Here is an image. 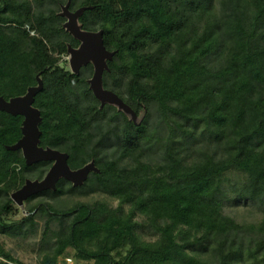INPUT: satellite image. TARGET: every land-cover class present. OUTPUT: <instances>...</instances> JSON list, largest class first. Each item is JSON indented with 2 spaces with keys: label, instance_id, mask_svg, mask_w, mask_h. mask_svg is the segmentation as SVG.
<instances>
[{
  "label": "trees",
  "instance_id": "trees-1",
  "mask_svg": "<svg viewBox=\"0 0 264 264\" xmlns=\"http://www.w3.org/2000/svg\"><path fill=\"white\" fill-rule=\"evenodd\" d=\"M67 2L0 0V97L41 85L33 97L40 147L67 153L72 170L93 162L97 171L81 185L61 178L28 198L26 218L7 223L11 194L42 180L54 161L28 163L12 149L25 116L0 109V232L24 235L46 212L47 231L61 223L54 263L73 250L96 264L264 260V0H70L113 53L103 87L137 113L145 108L140 123L95 96L93 63L79 73L61 64L80 44L63 27ZM95 193L109 199L56 203ZM233 199L257 205L262 220L239 222L227 212ZM125 244L116 260L112 251ZM0 256L15 261L1 244Z\"/></svg>",
  "mask_w": 264,
  "mask_h": 264
},
{
  "label": "rangeland",
  "instance_id": "rangeland-1",
  "mask_svg": "<svg viewBox=\"0 0 264 264\" xmlns=\"http://www.w3.org/2000/svg\"><path fill=\"white\" fill-rule=\"evenodd\" d=\"M69 2L70 0H68L66 4H61L60 14H63L66 16L67 20L63 24V27L65 28L66 31L68 30L67 31L68 33L72 35L73 33L71 32V30H73L75 27L76 28L80 27V24L77 22V17H78V14L81 13L82 8L72 12L68 9ZM98 34H100V31L99 32L86 31L84 33V35L87 36L85 37L86 38L85 40L87 41L86 44H84L85 42L83 43L81 42L82 44L80 43L78 47H72L71 45H69L68 52L67 54L63 55L61 64L65 66L68 70H70L71 72L73 73L77 72V69H74V67L72 66V60L75 59L73 58L75 56L74 53L76 51L82 50L86 46L88 48V52L83 57L82 62L91 61L95 64L94 75L91 79L88 80L90 82V88L93 90L95 96H97V98L101 101L102 104H105V103L110 104L116 107L118 110L123 111L134 122L140 123L146 118L147 112L145 108H143L139 113H137L129 104L123 101L121 97H119L117 94H115L112 91L106 90L101 85V82L98 84L96 81L97 80V69H100L103 67L107 68V65H108L106 64L107 58L112 57V52L110 51L103 53L102 48H100L99 46L98 37L100 36ZM88 38H92L90 42L89 40H87ZM21 100L22 99H17V101L19 102H21ZM33 130H36V131L39 130L38 117L35 118L34 120ZM36 149H37V146H36ZM22 152H23V155L25 156V153L23 150ZM34 152L36 153L37 156H39L38 153L43 154V152H40L39 150H34ZM62 153H65V152H62ZM29 159L32 160V156H29ZM53 161L56 164V160H53ZM85 168L91 171H97L93 162L87 164ZM74 172L77 173L78 171L74 170ZM74 177L75 178L74 179L72 178V180L68 179L72 181L74 185L82 182V179H79L78 176L75 175ZM31 181H34V180H31ZM54 189H56V186ZM17 191L18 190H16L15 192L11 194V197H12L11 206L13 207L12 212L9 214L2 215V219L6 221L7 223L21 221L23 218H26V216L29 215L28 209L31 206V203H28V199L22 200V201L14 200L13 195ZM232 196H233V193L231 192L230 197ZM3 198L4 197H0V203L2 202ZM40 199H42V197L33 201L32 205L40 203ZM103 199H109V197L103 193H95V194L89 195L88 197L62 195L61 197L58 198L56 203L57 205H60L61 207L68 208V207H73L76 203L80 201L94 203L98 200H103ZM118 203L119 201H114L113 205L117 206ZM227 212L234 214L237 220L242 223H256L262 220L261 208H259L257 205H254V204H247V205L236 204L234 199L228 202ZM35 219H36V224L33 227H26L28 231L24 235H12L11 233H8V232L7 233L0 232L1 246H3L7 251H10L13 257L15 258V261H9L5 259L4 257L0 256V264H96V262L98 263L97 259L86 260V261L79 259L74 250L71 252H68V254L65 257H62L60 262L54 263L57 257L54 254L55 250H52V249H54L56 246L55 235L60 233L61 223L59 221L53 222L51 225V229L47 231L46 223L48 219V214L46 212L37 213ZM145 235L147 238L156 237V235H149V234H145ZM44 236H45V241L43 240ZM87 247L89 248V250L99 251V248L100 249L103 248V244L101 243L98 244L97 242H88ZM129 249H130V245L125 244L121 248L114 249L112 251L113 256L115 257L116 260L124 259ZM67 258H72L73 259L72 262H70ZM254 261L256 260L251 259V261L247 260L246 262L247 264H250ZM234 264H245V261L241 263L234 262ZM257 264H264V260L260 257V260Z\"/></svg>",
  "mask_w": 264,
  "mask_h": 264
},
{
  "label": "water",
  "instance_id": "water-1",
  "mask_svg": "<svg viewBox=\"0 0 264 264\" xmlns=\"http://www.w3.org/2000/svg\"><path fill=\"white\" fill-rule=\"evenodd\" d=\"M68 9H69V5H68ZM83 12H84V8H82L81 13H79L77 17V22L80 24V27H79L80 29L78 27L77 28L75 27L73 30H71V32L73 33L72 35L74 36V38H76L80 43L85 42L84 44H86L87 41L85 40L86 39L85 37L87 36H85L84 33L87 30L83 28L82 23L80 21V17L83 14ZM63 16L66 17L65 15ZM98 35L100 36L98 37L99 46L100 48H102L103 53H105L108 50L105 47V44L103 41V32L100 31V34ZM91 39L92 38H88L87 40H89L90 42ZM87 52H88V48L85 46L82 50L76 51L74 53L75 56L73 58L75 59L72 60V66L74 67V69H77V72H74V73H79V70L83 66L91 62V61L82 62L83 57L86 55ZM112 58H113V53H112V57L107 58L106 64H108V60ZM93 65L95 67L94 63ZM107 68H108V65H107ZM107 68L103 67V68L97 69V80L96 81L98 84L101 82L102 86H103V82H102L103 73L105 70H107ZM40 86L41 85L30 88L27 93L28 95L26 94L25 96L14 98L9 101L5 100L3 97H0V109L1 110L10 112L12 114H23L25 116V121L23 124L24 136L19 142H17L14 146H12V149L23 150L26 156L25 158L27 159L28 163H34V162H38L42 160H51V161L56 160V164L54 162L55 165L52 166V168L48 171V173L42 180H36V181L28 180L25 183V185L13 195V198L16 201L26 200L29 197L33 196L34 194H37L43 190L54 189L57 181L60 180L61 178L72 180V178L74 179L75 178L74 176L76 175L79 177V179H82V182L76 185H81L87 179L89 173L91 172V170H88L87 168L83 167L82 169L77 170L78 172L76 173L68 165V162H67L68 154L67 153L65 155V153H62L61 151L57 149H52L50 147L48 148L40 147L39 145L40 130H37V131L33 130V123H34L35 118L38 117V124L41 120L40 111L33 106V97L35 93L39 90ZM17 99H22V100L21 102H19L17 101ZM36 146H37V149H36ZM34 150H39L40 152H43V154L38 153L39 156H37ZM29 156H32V160L29 159Z\"/></svg>",
  "mask_w": 264,
  "mask_h": 264
},
{
  "label": "built area",
  "instance_id": "built-area-1",
  "mask_svg": "<svg viewBox=\"0 0 264 264\" xmlns=\"http://www.w3.org/2000/svg\"><path fill=\"white\" fill-rule=\"evenodd\" d=\"M31 33H33V34H34V33H35V31H34V30H32V31H31ZM68 260H69L70 262H72V260H73V259H72V258H68Z\"/></svg>",
  "mask_w": 264,
  "mask_h": 264
}]
</instances>
